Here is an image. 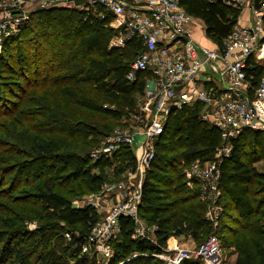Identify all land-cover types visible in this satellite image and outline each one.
Masks as SVG:
<instances>
[{"label": "trees", "instance_id": "16d2710c", "mask_svg": "<svg viewBox=\"0 0 264 264\" xmlns=\"http://www.w3.org/2000/svg\"><path fill=\"white\" fill-rule=\"evenodd\" d=\"M180 5L201 20L205 36L217 48L239 16L209 0H181ZM110 20L58 7L35 10L20 33L4 43L0 196L17 209L4 211L0 205V264H94L81 255V248L98 216L90 207H73L70 198L97 193L109 184L104 167L111 166L116 178L135 167L126 147L97 162L89 155L126 124L149 77L139 71L132 81L126 78L141 45L132 39L109 49L116 34ZM247 72L256 85L264 77V64H252ZM198 112V107L172 112L155 141L138 209V219L154 228L153 241L135 238L133 221L120 217L109 264L134 253L147 256L124 264H163L149 255L159 254L170 239L189 237L199 246L211 235L222 248H232L234 264H264V173L252 167L264 161V132L244 131L231 141V152L220 166V217L214 228L197 188L189 187L185 177L192 161H211L220 145L219 132L202 122ZM19 185L20 193L11 195ZM3 215L8 216L4 222ZM34 222L36 227L28 229ZM54 238L60 253L46 249Z\"/></svg>", "mask_w": 264, "mask_h": 264}, {"label": "built area", "instance_id": "2783aa9c", "mask_svg": "<svg viewBox=\"0 0 264 264\" xmlns=\"http://www.w3.org/2000/svg\"><path fill=\"white\" fill-rule=\"evenodd\" d=\"M209 1L239 12L221 48L214 47L204 31L209 45L196 39L197 27L203 23L183 10L181 0H0V54L4 43L20 33L32 11L53 7L96 12L100 18L108 15V26L116 31L109 49L121 48L132 39L141 45L126 75L132 81L136 72L149 74L137 98L141 107L89 155L98 161L126 147L135 159L125 180L104 184L89 204L97 215L103 211L81 248V255L93 256L95 264H109L120 217L133 221L135 238L153 241L154 228L138 219L141 188L155 158V141L172 112L198 107L199 119L220 134L222 145L214 158L208 162L196 159L185 172L187 185L197 188L200 202L206 205L205 218L214 228L220 217V166L231 152V141L244 131L264 132V77L254 85L247 72L252 64H264V2ZM221 249L214 235L192 249L181 248L172 238L159 254L149 256L163 264H219ZM139 256L147 254L134 253L119 264Z\"/></svg>", "mask_w": 264, "mask_h": 264}, {"label": "rangeland", "instance_id": "374dc122", "mask_svg": "<svg viewBox=\"0 0 264 264\" xmlns=\"http://www.w3.org/2000/svg\"><path fill=\"white\" fill-rule=\"evenodd\" d=\"M25 1H29V0H25ZM66 10V9H65ZM75 11V10H74ZM76 12H83V13H86L85 11H76ZM87 13H90V12H87ZM94 13V15H96L95 13L96 12H93ZM64 14H67V13H64ZM204 28H203V25L200 23L199 25H198V27H197V32H198V34L201 36V38L205 41V42H203V41H201V43L202 44H204V46H208L209 44H208V41L205 39V37H204V33H203V30ZM142 95V94H141ZM140 95H137L136 97H135V111H138L139 110V107H141V106H139V103H138V101H137V98L139 97ZM125 126V125H124ZM123 126V127H124ZM123 127H121V128H123ZM110 137V136H109ZM222 145V143H221V141H220V145L219 146H221ZM101 147V146H100ZM99 147V148H100ZM97 150V149H96ZM95 151V150H94ZM215 154V153H214ZM214 154H213V158H214ZM212 158V159H213ZM93 162H97V161H95V160H92ZM110 161H113V159H110ZM210 161V160H209ZM208 162V161H207ZM114 163V162H113ZM115 164V163H114ZM113 164V165H114ZM117 165V164H116ZM252 167H254L255 168V170L257 171V172H259V173H264V161L263 160H259V161H256V162H254V164H253V166ZM111 166H109V167H104V169H103V171H104V174L107 176V180H108V182H109V184H113V182L115 183L116 181H122V180H125V174H126V172L127 171H129V170H126V171H124V172H122L120 175H119V178L117 177H114V176H112V174L110 173V170H111ZM188 168V167H187ZM187 168H186V170H187ZM94 172L95 173H98V170L97 169H95L94 170ZM108 184V183H107ZM22 189V185H19V187L15 190V192H13L11 195H13V196H15L16 194H19L20 193V190ZM26 189V188H25ZM29 190H32V189H30V188H28ZM2 194V193H1ZM95 194H97V193H90V192H84L83 194H80V195H78V196H75V197H71L70 199H71V205L73 206V207H76V208H83V207H92L91 205H89V204H91V201H94L95 199H94V195ZM3 196V195H2ZM2 196H0V205L1 206H3V208H4V211L7 209L8 211H13V210H15V209H17V206H16V204H9V202H6L5 201V199H2L1 197ZM99 203H101V204H104V202L100 199L99 200ZM98 214L99 215H97V216H102L103 215V211L102 210H100L99 212H98ZM7 218H8V216L7 215H3V217L1 218L2 219V221L4 222V221H6L7 220ZM12 218H14L13 216H12ZM36 223L34 222V223H31V224H27V228L28 229H30V230H32V229H34L36 226ZM184 239H186V241L187 240H191L189 237H185V238H180L179 240H177L178 241V244L181 242V243H184V242H186ZM180 241V242H179ZM59 246H61L60 244H58V242H56V239L54 238V239H51V241L50 242H48V246H47V250H49V249H52L53 251H55V252H61L60 251V248H59ZM180 246V245H179ZM233 259H234V255H233V250H232V248H228L227 246H223V248L221 249V253H220V262H219V264H232V261H233ZM89 260H92L93 261V263L95 264V262H96V260H95V258L93 257V256H89ZM160 261V260H159ZM64 262H66V260H64ZM199 264H206V263H204V262H200Z\"/></svg>", "mask_w": 264, "mask_h": 264}, {"label": "crops", "instance_id": "0c3cea01", "mask_svg": "<svg viewBox=\"0 0 264 264\" xmlns=\"http://www.w3.org/2000/svg\"><path fill=\"white\" fill-rule=\"evenodd\" d=\"M196 39L200 41H202V39L200 38V35L198 33H196ZM204 41V40H203ZM177 240H179L177 238ZM186 241V239H184ZM178 242V241H177ZM180 242V241H179ZM180 247L183 248V249H192L194 247H196L195 243L192 241V240H187L186 242L184 243H179ZM234 260H235V256H234V259L232 261V264H234Z\"/></svg>", "mask_w": 264, "mask_h": 264}]
</instances>
